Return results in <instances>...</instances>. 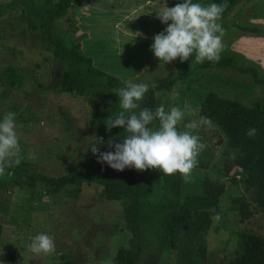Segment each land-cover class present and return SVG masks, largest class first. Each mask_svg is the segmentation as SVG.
<instances>
[{"label":"rangeland","instance_id":"obj_1","mask_svg":"<svg viewBox=\"0 0 264 264\" xmlns=\"http://www.w3.org/2000/svg\"><path fill=\"white\" fill-rule=\"evenodd\" d=\"M146 9L143 0H83L75 11L73 36L92 58L94 66L123 82L143 83L164 78L173 69V61L150 62L131 75L141 62L143 45L141 35H135L145 31L152 36L159 28L155 20L146 19ZM21 15L20 5L13 0H0V69L14 65L25 73L23 83L17 88L0 82V120L8 112L15 113L20 164L49 176L72 173L79 168L90 141L96 136L90 120L103 106L96 97L59 92L50 85L56 80L58 70L53 60L54 45L34 36ZM222 22L227 25L224 47L245 58L238 63L255 64L264 72L261 67L264 65V0L239 3ZM235 23L257 26L260 32L243 31L232 25ZM192 62L194 76L198 78L191 81L192 87L264 111V86L234 70L201 69V63H196L194 58ZM155 100V108L163 104L166 111L176 106L185 112L184 120L178 125L180 130H184V124L201 118L198 108L192 106L191 90L185 82L159 92ZM157 123L150 127H156ZM194 134L201 137L206 148L199 154L198 166L190 178L185 180L181 176L180 194L183 197L199 191L204 179L224 184L225 191L219 199L220 219L212 217L204 239L205 257H196L199 264H222L238 253L237 232L264 237V198L254 194L250 171L235 166L225 173L226 163L233 160L236 152L213 122L202 125ZM141 173L162 174L155 169ZM73 191V186L48 193L39 185H20L12 179L11 171L5 170L0 175L3 226L0 263L57 264L62 256L75 264H111L120 248H135V237L124 213L128 200L103 199L101 187L94 183H82L77 195ZM39 234L55 238L53 253L37 255L29 251L28 245ZM174 261L175 252L160 249L158 239L146 233L138 264H174Z\"/></svg>","mask_w":264,"mask_h":264},{"label":"trees","instance_id":"obj_2","mask_svg":"<svg viewBox=\"0 0 264 264\" xmlns=\"http://www.w3.org/2000/svg\"><path fill=\"white\" fill-rule=\"evenodd\" d=\"M244 1L250 0H192L193 3L204 6L211 3H226L227 7L218 21L223 28L227 25L222 19ZM13 2L21 6V19L26 20L27 27L33 35L54 45L53 60L58 70L55 73L56 80L50 85L59 92H74L96 97L103 106L90 120L96 136L90 141L87 153L75 172L49 176L19 163L6 168L11 171L14 182L28 187L39 185L48 193L73 186L74 195L79 193V186L82 183H94L101 187L103 199L128 200L124 213L127 226L135 237V248H120L111 264H138L146 233L158 239L160 249L175 252L174 264H199L196 257H205L204 239L211 226L212 217L216 214L221 215L219 199L225 191L224 184L204 179L199 191L182 197L179 173L144 176L141 171L135 169L117 171L107 164L99 163L91 148L97 145L101 152L114 151V148H108V139L114 138L115 142H120L126 135L121 127H114L109 132L105 125L108 119L115 118L122 110L115 91L126 85L119 78L94 66L92 58L83 52L81 43L73 36L75 11L83 4V0H13ZM180 2L183 1L171 2L168 7ZM65 23H69L68 26H65ZM232 25H237L246 32H260L257 26L238 23ZM220 57L219 62L206 60L199 68L231 69L248 76L255 84L264 86V72L255 64L238 63L239 60H245L239 53L224 47ZM193 58L194 54L183 63L177 58L173 61V69L164 78L143 82L148 83L150 87L140 102V108L154 110L155 93L168 91L172 86L185 82L186 88L191 90L192 106L198 108L201 117L215 124L224 134L227 145L236 152L233 160L226 163L225 173L235 166L250 171L254 194L264 198V111L248 107L212 91L201 93L199 87H192L191 81L198 80L194 76ZM24 78L25 73L14 65L0 69V82L9 88L19 87ZM153 84L156 85L155 88L151 87ZM250 128L256 129L254 137L246 135ZM100 138H103L104 143L98 144ZM231 180L235 183L234 177ZM2 231L3 226L0 223V238ZM237 237L238 253L222 264H264V237L246 232H237ZM57 264L75 262L67 261L61 256V261Z\"/></svg>","mask_w":264,"mask_h":264},{"label":"clouds","instance_id":"obj_3","mask_svg":"<svg viewBox=\"0 0 264 264\" xmlns=\"http://www.w3.org/2000/svg\"><path fill=\"white\" fill-rule=\"evenodd\" d=\"M227 4L211 3L204 6L183 0L173 7H165L156 12L157 18L167 27L155 34L150 50L163 64L179 58L183 63L194 54L195 62L200 64L206 60L216 63L223 51L225 30L221 23L222 14ZM137 32L135 36H140ZM264 68V65H261ZM125 87L115 91L122 109L115 118L107 120L106 128L110 132L114 127H121L125 132L124 139L115 142L107 141L108 148L114 151L101 152L97 145L91 152L97 156L99 163L107 164L114 170L124 171L126 168L144 171L155 169L163 175L179 173L188 180L192 170L198 166V156L206 148L201 142L198 129L210 124L207 118L192 120L184 124V130L178 125L184 120L185 112L180 107H171L167 111L163 104L152 110L140 108L150 85L148 83L125 82ZM155 88L156 85H151ZM159 95V92L155 93ZM139 109V111H136ZM158 122L156 127H150ZM246 135L254 137L256 129L250 128ZM98 144L104 143L103 138ZM19 138L15 126V113L8 112L0 120V175L5 174L7 167L20 163ZM220 219L219 214L215 216ZM30 252L47 255L56 249L55 238L47 234L36 235L28 245Z\"/></svg>","mask_w":264,"mask_h":264},{"label":"crops","instance_id":"obj_4","mask_svg":"<svg viewBox=\"0 0 264 264\" xmlns=\"http://www.w3.org/2000/svg\"><path fill=\"white\" fill-rule=\"evenodd\" d=\"M179 1H183V0H143V5L147 7L146 12H145L146 19L149 18L151 20L152 19L155 20L159 28L156 30V33H154L152 36L148 35V33H146L145 31L141 32V34L143 35V36L141 35V41H143V45L145 46L141 45L142 46L141 47V62L138 63L136 69L133 71V74L131 75H135L136 73H138L140 69L145 67L150 62L160 61L158 58L154 56L153 52L150 50V45L154 42L153 37L155 36V34H158L162 30H164L167 27V25L161 23V21L156 16V12L163 10L171 2H179ZM153 3L155 5H153ZM146 36H149V39ZM148 41L150 42L146 43Z\"/></svg>","mask_w":264,"mask_h":264}]
</instances>
